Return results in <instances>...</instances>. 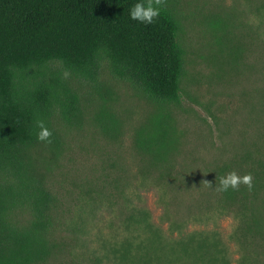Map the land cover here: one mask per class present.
Segmentation results:
<instances>
[{
	"label": "rangeland",
	"instance_id": "374dc122",
	"mask_svg": "<svg viewBox=\"0 0 264 264\" xmlns=\"http://www.w3.org/2000/svg\"><path fill=\"white\" fill-rule=\"evenodd\" d=\"M165 1L183 51L177 102L147 96L105 65L93 80L59 64L43 73L77 98L80 117L52 114L54 140L32 154L54 197V249L40 264H176V218L212 207L214 167L264 153V0ZM156 128L168 134L164 150L136 146L139 130L147 138ZM22 205L12 210L18 226L29 218ZM232 223L204 228L225 239Z\"/></svg>",
	"mask_w": 264,
	"mask_h": 264
},
{
	"label": "trees",
	"instance_id": "16d2710c",
	"mask_svg": "<svg viewBox=\"0 0 264 264\" xmlns=\"http://www.w3.org/2000/svg\"><path fill=\"white\" fill-rule=\"evenodd\" d=\"M166 5L0 0V264H40L54 249V197L34 170L32 154L54 140L52 114L68 124L80 115L77 98L57 78L46 80L44 71L59 64L69 75L93 80L105 65L113 78L147 96L177 102L183 51ZM155 130L147 138L139 130L136 146L164 150L168 134ZM209 187L217 199L206 215L176 218V264H264V153L216 165ZM18 202L29 212L21 226L12 215ZM227 216L233 223L225 239L204 228Z\"/></svg>",
	"mask_w": 264,
	"mask_h": 264
}]
</instances>
